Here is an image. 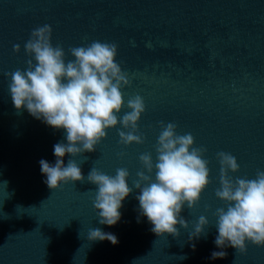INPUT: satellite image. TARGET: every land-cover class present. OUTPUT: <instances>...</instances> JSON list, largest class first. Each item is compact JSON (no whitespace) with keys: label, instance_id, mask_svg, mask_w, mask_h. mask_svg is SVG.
Returning a JSON list of instances; mask_svg holds the SVG:
<instances>
[{"label":"water","instance_id":"water-1","mask_svg":"<svg viewBox=\"0 0 264 264\" xmlns=\"http://www.w3.org/2000/svg\"><path fill=\"white\" fill-rule=\"evenodd\" d=\"M44 24L66 61L74 59L69 47L116 43V62L131 81L121 89L119 115L129 111V97L138 94L145 103L138 121L144 143L120 144L117 130H128L118 124L95 151L65 154L64 166L76 159L85 180L55 190L44 183L39 161L54 165L53 146L67 143L66 134L24 108L17 111L4 76L26 67L24 44ZM16 44L18 53L12 51ZM160 121L175 123L177 134L191 133L193 146L207 149L210 182L199 203L180 213L187 229L176 225L175 237L151 232L139 213L138 189L122 201L114 226L100 224L93 208L97 186L87 182L88 173L96 167L115 175L126 168L131 187L142 170L139 155L150 152L155 162ZM219 151L236 157L240 168L229 172L233 179L264 170V0H0V264H264V247L246 242L239 254L214 243L213 213L224 207L214 194ZM201 215L209 222L206 235L190 241ZM90 228L114 234L118 243L90 241ZM221 250L225 258L210 259Z\"/></svg>","mask_w":264,"mask_h":264},{"label":"clouds","instance_id":"clouds-1","mask_svg":"<svg viewBox=\"0 0 264 264\" xmlns=\"http://www.w3.org/2000/svg\"><path fill=\"white\" fill-rule=\"evenodd\" d=\"M51 34L48 24L34 28L24 44L25 55L29 57L26 67L5 72L4 76L10 77L9 95L17 111L24 108L35 119L54 129H63L66 134L67 143L58 142L53 146L55 164L44 159L39 161L41 174L46 176L44 183L55 190L62 183L85 180L76 159H69L64 166L65 154L77 157L95 151L106 138L107 130L118 124L128 130H117L120 144L144 143L138 121L145 112V103L138 94L129 97L126 103L129 111L119 115L125 107L121 89L130 86L131 81L116 62V43L92 41L69 47L68 54L74 59L66 61L64 48L60 44L53 46ZM12 51L18 53L20 45H13ZM159 127L161 131L154 145L155 162L150 152L139 155L142 170L136 172L131 187L127 183L130 173L126 168H117L115 175L96 167L88 173L87 182L97 186L93 208L100 224L114 226L121 218L122 201L133 189H138L135 199L139 201V213L152 225L151 232L175 237L179 235L176 225L187 229L188 221L180 213L185 206L191 210L199 203L210 182L209 161L203 158L207 149L194 147L191 133L177 134V125L173 122L160 121ZM216 159L220 166L219 187L214 194L224 203V207H218L213 213L218 232L214 240L216 247H232L239 254L247 251L246 242L264 247V170L257 169L252 179H233L229 172L236 173L240 168L236 157L219 151ZM208 223L201 215L189 240L206 235L204 229ZM87 238L118 243L114 234L99 228H90ZM192 248L195 250L194 243ZM226 256V251H213L210 259Z\"/></svg>","mask_w":264,"mask_h":264}]
</instances>
